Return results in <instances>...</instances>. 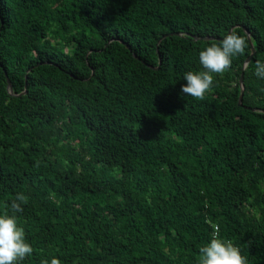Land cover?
Instances as JSON below:
<instances>
[{"label":"trees","instance_id":"16d2710c","mask_svg":"<svg viewBox=\"0 0 264 264\" xmlns=\"http://www.w3.org/2000/svg\"><path fill=\"white\" fill-rule=\"evenodd\" d=\"M233 28L246 66L249 46L203 100L182 95ZM257 60L264 0H0V214L27 198L20 264H197L215 226L264 264Z\"/></svg>","mask_w":264,"mask_h":264},{"label":"clouds","instance_id":"9594fccd","mask_svg":"<svg viewBox=\"0 0 264 264\" xmlns=\"http://www.w3.org/2000/svg\"><path fill=\"white\" fill-rule=\"evenodd\" d=\"M249 41L250 37L238 34L237 29L233 28L219 42L209 43L199 52V63L203 70L184 74L185 83L181 85V94L203 100L213 87V74L228 71L233 57L243 55ZM255 75L264 79V63L259 60L256 61ZM26 202L27 198L18 193L10 204L13 214H0V264H20L33 253L15 215L23 212L22 204ZM40 264H61V261L53 256L50 260L42 259ZM197 264H248V260L231 241L220 238L219 228L215 226L210 242L199 249Z\"/></svg>","mask_w":264,"mask_h":264},{"label":"water","instance_id":"95a60500","mask_svg":"<svg viewBox=\"0 0 264 264\" xmlns=\"http://www.w3.org/2000/svg\"><path fill=\"white\" fill-rule=\"evenodd\" d=\"M242 31L244 32L245 35H247L248 37V33L246 32L245 29H242ZM229 33V30L227 32V34ZM226 34V35H227ZM205 40L208 39V38H204ZM249 49H250V54L249 56L244 60V64L243 66L241 67V70L246 66V64L248 63L249 61V58H250V55L253 53V49H252V46H251V43L249 41ZM134 57V55H132ZM5 81H6V88L8 90V93H10V85H9V82L8 80L5 78ZM238 83H239V94H238V99H237V105H240V98H241V95H242V86H241V74L239 76V79H238ZM23 93V92H22Z\"/></svg>","mask_w":264,"mask_h":264}]
</instances>
